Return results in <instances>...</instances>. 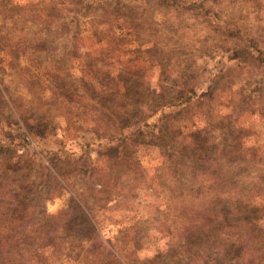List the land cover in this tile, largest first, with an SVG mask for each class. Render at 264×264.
Returning a JSON list of instances; mask_svg holds the SVG:
<instances>
[{
    "label": "rangeland",
    "instance_id": "1",
    "mask_svg": "<svg viewBox=\"0 0 264 264\" xmlns=\"http://www.w3.org/2000/svg\"><path fill=\"white\" fill-rule=\"evenodd\" d=\"M3 174L6 258L252 264L264 0H0Z\"/></svg>",
    "mask_w": 264,
    "mask_h": 264
},
{
    "label": "trees",
    "instance_id": "2",
    "mask_svg": "<svg viewBox=\"0 0 264 264\" xmlns=\"http://www.w3.org/2000/svg\"><path fill=\"white\" fill-rule=\"evenodd\" d=\"M186 99H188V97H185V95H180V98L178 100L179 101H181V100L184 101ZM184 102H186V101H184ZM7 169H8V173H12L13 172V166H8ZM4 175L5 174L1 175V179H0V197L2 195V200L4 199L3 196H5L3 192L1 193V190L3 189V184H4V182H6L7 180H9L11 178V177L4 178ZM2 200L0 199L1 203H3ZM1 203H0V206H1ZM10 205H12V204H10ZM12 213L13 212L11 211V214ZM16 213H14L12 215V217L15 218V219L11 220V222L15 223V224H17L21 220V218ZM11 214L10 213L9 214L5 213L3 215V217H5V216L6 217H8V216L11 217L10 216ZM1 216H2V214H1V209H0V226L3 225V223H5L6 221H9V220H6L5 222L1 221V218H2ZM244 222H246V221H244ZM12 232H14V230H12ZM0 235H1V233H0ZM245 236H247V234ZM6 240H7L6 238L4 239V237L0 236V264H25V262L23 260V256L22 257H17V258H14V257L6 258L4 256L3 247H5L7 245V241ZM24 241H26V240H23V242ZM9 244L10 245H16L17 242H9ZM243 250H245V245L243 247ZM214 260H215L216 264H227L226 261H225L226 258L224 260H222V259H220V260L219 259H217V260L214 259ZM250 261L252 262V264H264V247L257 246L255 248V251H254V256L250 257Z\"/></svg>",
    "mask_w": 264,
    "mask_h": 264
}]
</instances>
